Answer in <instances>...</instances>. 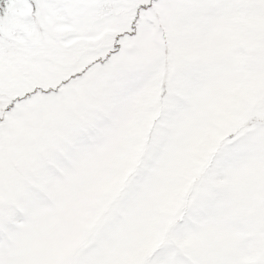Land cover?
<instances>
[{"label":"snow or ice","instance_id":"1","mask_svg":"<svg viewBox=\"0 0 264 264\" xmlns=\"http://www.w3.org/2000/svg\"><path fill=\"white\" fill-rule=\"evenodd\" d=\"M0 264H264V0H0Z\"/></svg>","mask_w":264,"mask_h":264}]
</instances>
